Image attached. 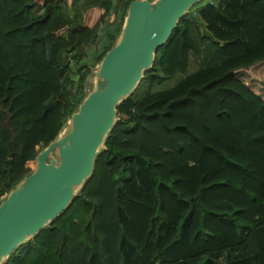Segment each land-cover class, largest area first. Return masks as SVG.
Wrapping results in <instances>:
<instances>
[{"label":"trees","instance_id":"16d2710c","mask_svg":"<svg viewBox=\"0 0 264 264\" xmlns=\"http://www.w3.org/2000/svg\"><path fill=\"white\" fill-rule=\"evenodd\" d=\"M134 1L0 0V206L78 111ZM198 16L118 106L71 206L4 264H264V0Z\"/></svg>","mask_w":264,"mask_h":264},{"label":"water","instance_id":"95a60500","mask_svg":"<svg viewBox=\"0 0 264 264\" xmlns=\"http://www.w3.org/2000/svg\"><path fill=\"white\" fill-rule=\"evenodd\" d=\"M202 1L131 3L116 45L93 72V90L59 138L38 155L35 171L0 206V264L71 206L94 174L97 155L118 121V106L139 87L180 21Z\"/></svg>","mask_w":264,"mask_h":264},{"label":"rangeland","instance_id":"374dc122","mask_svg":"<svg viewBox=\"0 0 264 264\" xmlns=\"http://www.w3.org/2000/svg\"><path fill=\"white\" fill-rule=\"evenodd\" d=\"M120 1H121V0H115V4H116L117 7H118V5L120 6V4H119ZM151 1H154V0H151ZM214 3H218V0H203L200 4L196 5V6H195L190 12L194 13V14H195V17L199 20V16H198L199 11H200L202 8H204L206 5H208V4H214ZM111 20L113 21V17L111 18ZM111 20H110V21H111ZM199 21H200V20H199ZM199 27H200L201 31H203V29H204L203 26H202V27L199 26ZM93 51H94V49L92 48L91 50H89V53L92 54V53H94ZM92 55H93V54H92ZM93 65H94V67L96 68V67L98 66V63H97V62H94ZM197 70H198L197 67L192 63L191 68H190V70H189V73L192 74V73L196 72ZM182 77H183V76H178L175 80H172V81L166 83L163 87L160 88V90L170 89V88L173 87V86L179 81V79H181ZM254 82H255V81H253V83H254ZM95 83H96V79H95L94 76H92V77L89 79V82H88V85H87V86H88V87H87V92H91V91L93 90ZM44 150H45V149H44ZM44 150H42L41 152H43ZM41 152H40V153H41ZM157 224H158V226H161V223H160V222H158ZM218 262L221 263V264H227L226 259H223V258L219 259Z\"/></svg>","mask_w":264,"mask_h":264}]
</instances>
